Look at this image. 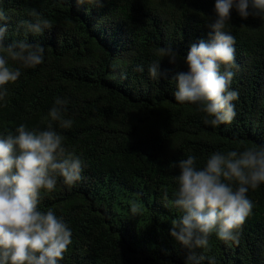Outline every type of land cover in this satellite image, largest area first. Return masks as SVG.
Masks as SVG:
<instances>
[{
  "label": "trees",
  "instance_id": "16d2710c",
  "mask_svg": "<svg viewBox=\"0 0 264 264\" xmlns=\"http://www.w3.org/2000/svg\"><path fill=\"white\" fill-rule=\"evenodd\" d=\"M214 3L0 0L8 17L5 45L27 40L44 47L43 63L22 68L18 81L5 86L0 139L16 135L20 125L47 130L48 113L62 99L72 126H52L64 137L62 147L84 165L76 185L57 177L54 191L41 192L39 210L63 217L72 233L59 264H185L189 249L169 234L183 215L173 203L178 162L194 155L202 167L215 152L264 147V16L242 19L233 9L224 28L235 38L230 90L239 94L230 124L207 125L197 105L174 98L172 78L187 71L190 46L210 39ZM32 11L53 27L42 35L18 28L21 21L34 22ZM167 46L178 54L175 64L159 55ZM156 62L167 73L158 81L148 73ZM247 195L254 206L238 243L213 233L207 248L195 250L204 257L200 264H264V184ZM133 204L140 209L135 215Z\"/></svg>",
  "mask_w": 264,
  "mask_h": 264
},
{
  "label": "clouds",
  "instance_id": "9594fccd",
  "mask_svg": "<svg viewBox=\"0 0 264 264\" xmlns=\"http://www.w3.org/2000/svg\"><path fill=\"white\" fill-rule=\"evenodd\" d=\"M76 2L102 6L104 0ZM233 9L242 19L264 16V0H215V18L208 25L212 30L209 41L193 43L183 61L187 71L172 78L176 83L175 100L197 105L205 114L204 123L213 127L230 124L236 116L232 102L239 94L230 90L231 69L236 66L235 38L224 31ZM30 15L35 17L34 22L21 21L18 25L26 34L42 35L53 27L39 13L32 11ZM7 20L0 9V53H6L0 54V100L8 95L5 86L18 81L21 69L35 68L43 63L44 56L39 43L17 40L5 45ZM159 55L167 57L170 64L177 62L178 54L171 46L161 47ZM9 60L19 67L10 66ZM136 70L144 69L138 65ZM148 73L157 81L167 76L160 71V62L151 64ZM65 110L66 101L57 99L48 113L47 130L28 131L20 125L16 135L0 139V264H59L72 242L63 217L38 207L41 192L54 191L57 177L67 186L83 179L81 158L62 147L64 137L52 126V122L65 129L72 126V120L63 117ZM196 161V156L189 155L178 162L173 203L183 215L173 222L169 233L189 249L185 264H200L204 257L197 256L195 250L207 248L213 233L221 241L238 243L240 230L254 206L247 193L264 184V147L215 152L202 167H197ZM131 211L135 215L140 209L133 204Z\"/></svg>",
  "mask_w": 264,
  "mask_h": 264
}]
</instances>
